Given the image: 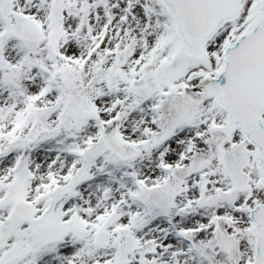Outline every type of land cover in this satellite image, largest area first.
Segmentation results:
<instances>
[{
    "label": "snow or ice",
    "instance_id": "1",
    "mask_svg": "<svg viewBox=\"0 0 264 264\" xmlns=\"http://www.w3.org/2000/svg\"><path fill=\"white\" fill-rule=\"evenodd\" d=\"M0 264H264V0H0Z\"/></svg>",
    "mask_w": 264,
    "mask_h": 264
}]
</instances>
